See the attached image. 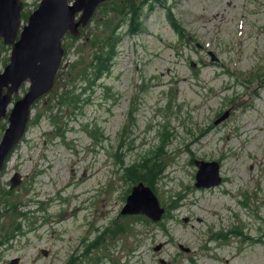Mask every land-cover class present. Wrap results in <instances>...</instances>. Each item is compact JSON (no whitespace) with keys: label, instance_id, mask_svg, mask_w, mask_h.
<instances>
[{"label":"rangeland","instance_id":"374dc122","mask_svg":"<svg viewBox=\"0 0 264 264\" xmlns=\"http://www.w3.org/2000/svg\"><path fill=\"white\" fill-rule=\"evenodd\" d=\"M22 1L27 18L41 2ZM107 21L97 8L78 37H64L55 85L0 174V264H264V0L146 8L145 31L121 25L111 72L83 92L81 61ZM0 51L2 72L11 49ZM72 88L80 106L60 103ZM165 128L155 189L168 213L123 215L130 185L118 156L139 160ZM197 160L219 163L220 185L196 186Z\"/></svg>","mask_w":264,"mask_h":264},{"label":"water","instance_id":"95a60500","mask_svg":"<svg viewBox=\"0 0 264 264\" xmlns=\"http://www.w3.org/2000/svg\"><path fill=\"white\" fill-rule=\"evenodd\" d=\"M106 1L41 0L24 24L23 1L0 0V37L5 45L11 46L9 63L0 72V120H8L0 141V174L26 132L33 106L55 85L65 52V35L70 33L78 37L81 29L92 20L97 8ZM27 82L30 84L26 93L14 99ZM225 116L223 114L217 122ZM197 162L198 167L199 163L210 167L213 175L210 182L204 184L198 181L197 171V187L221 184L223 178L219 175L220 165L217 161ZM139 192L145 193L143 199L137 198ZM164 213L157 195L142 182L132 187L121 210L123 215H145L155 222L161 220Z\"/></svg>","mask_w":264,"mask_h":264},{"label":"trees","instance_id":"16d2710c","mask_svg":"<svg viewBox=\"0 0 264 264\" xmlns=\"http://www.w3.org/2000/svg\"><path fill=\"white\" fill-rule=\"evenodd\" d=\"M161 1L162 0H108L98 7L103 13V19L108 20L107 22H104V27L110 32L102 39H99L97 43H94L96 51L93 53L91 59L81 61V63H85L86 67V73L83 79V81H86V87L82 88L83 92L92 88L98 78L106 76L111 72L114 59L119 54L118 47L122 38L119 27L123 25L124 32H127L130 35L142 33L146 29L144 24L145 9L149 7L152 8L153 5L160 3ZM23 19H27V13L24 11ZM116 19L117 22L113 24ZM173 24L175 28H179V25L175 21ZM181 35L183 37L184 33L182 32ZM67 37L71 38L72 36L67 35ZM94 41H96V39ZM10 49L11 47L5 45L3 39L0 37V50L9 51ZM64 49L66 52L65 46ZM6 63H8V58H6ZM73 89L74 88L69 89L68 93H65V95L61 97L60 103L73 107L80 106L79 103L81 97H76L75 95L70 94ZM18 97L19 96H17V98ZM36 106L37 105L35 104L34 107ZM166 107L170 108L169 104ZM5 126L6 125L3 124L2 128H5ZM167 131V128H165L161 143L157 149L149 150V153L139 160L126 165L122 156H118V161L120 163L118 171L120 176L130 185L127 190L128 193L131 191L133 185L141 182L149 186L153 192L156 193L155 187L164 176L167 167L166 164L163 165V156L165 153L161 150L165 144L170 142V138L167 136ZM59 134L63 135L62 133ZM11 156L12 153L8 160ZM167 213L168 212L166 210V214H164V216H166ZM134 217L138 219H145L143 215H136ZM17 225L16 231H21L20 224L18 223ZM230 233L234 235H241L242 230L235 228L232 229ZM1 244H3V242L0 241V245ZM73 261L74 258L66 264H72Z\"/></svg>","mask_w":264,"mask_h":264},{"label":"bare ground","instance_id":"6f19581e","mask_svg":"<svg viewBox=\"0 0 264 264\" xmlns=\"http://www.w3.org/2000/svg\"><path fill=\"white\" fill-rule=\"evenodd\" d=\"M198 173H199L198 174V181L201 180L204 184L209 183L210 180L213 178V175H212L210 167H208V166L206 167V165L204 166V164L201 165V168H200ZM144 194L145 193L142 194L141 192H139L137 194V196H138L137 198L143 199L144 198Z\"/></svg>","mask_w":264,"mask_h":264}]
</instances>
